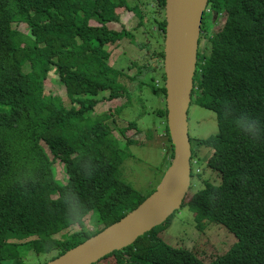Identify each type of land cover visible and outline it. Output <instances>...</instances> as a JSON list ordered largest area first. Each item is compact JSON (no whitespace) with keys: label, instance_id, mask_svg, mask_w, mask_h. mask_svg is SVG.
<instances>
[{"label":"trees","instance_id":"16d2710c","mask_svg":"<svg viewBox=\"0 0 264 264\" xmlns=\"http://www.w3.org/2000/svg\"><path fill=\"white\" fill-rule=\"evenodd\" d=\"M165 5L166 0H0V264L12 257L13 264H30V252L56 251L51 261L122 219L155 191L145 196L121 178L125 156L112 133V118L91 112L130 96L122 81L127 75L109 63L107 47L133 42V31L146 17L164 39ZM129 13L139 18L136 27ZM140 48L148 50L147 61L132 78L133 86L147 85L157 99L164 98V107L154 110L163 119L155 133L166 138L172 158L164 47L145 43ZM52 70L66 88L70 108L47 84ZM192 100L216 113L218 132L194 146L191 139L190 191L199 187L183 204L236 236L213 264H264V0H208ZM137 126L131 121L121 132L126 136ZM202 147L212 149L207 165L217 182L202 181L195 168ZM57 160L64 164V183L56 178ZM175 213L102 260L206 264L160 237ZM88 216L92 229L85 224ZM75 225L80 229L62 233Z\"/></svg>","mask_w":264,"mask_h":264},{"label":"rangeland","instance_id":"374dc122","mask_svg":"<svg viewBox=\"0 0 264 264\" xmlns=\"http://www.w3.org/2000/svg\"><path fill=\"white\" fill-rule=\"evenodd\" d=\"M136 1L128 0L131 4ZM116 11L122 12L120 10ZM128 15L136 27L139 23V18L133 13H129ZM156 28V25L152 24V21L146 17L143 20V26H138L137 30L133 31V42L126 39L115 46L107 47L109 63L118 69H122L127 75L122 81L130 88V96L124 94L119 100L107 102L105 105H101L95 112H91L92 117L103 113H108L111 116L112 119L109 123L112 133L118 139L120 149L125 156L120 176L145 196L157 188L173 159L168 150L166 138L155 133L156 127L161 125L163 119L154 110L164 107V98L159 96L157 99V95L147 85L139 86L135 83L136 86H133L134 81L132 80L139 68L147 61L145 53L148 50L141 49L140 45L149 43L151 49H156L158 46H162V44L164 47L163 41L165 42V38L163 39V36L159 35ZM160 38L162 44L159 45ZM23 69L28 72L30 70L29 63L25 64ZM148 78L149 76H147ZM141 79L142 76L139 77V81ZM47 84L58 92L66 108H70L73 105L67 97L64 84L59 80L54 70L49 74ZM102 95L106 94L102 93ZM121 105H124L122 111L117 112L115 108ZM131 121H136L138 128H130L126 132V136H124L121 130L127 127ZM188 123L189 136L192 139L193 146L198 140L206 139L218 132L216 113L211 109L197 105L194 100H191L188 110ZM128 139H133V142L128 144L126 142ZM42 145L45 147L50 158H53L47 146L43 143ZM211 154L212 149L202 147L198 149L199 156L193 160L198 162L195 168L197 167L201 170L200 178L202 181L210 177V180L217 182L214 180L217 175L209 172L207 165V159ZM192 166L194 167V163ZM54 168L56 170V178L63 183L66 182L67 176L64 164L60 160H57L54 162ZM202 181L200 180L201 189L204 187ZM196 188L194 187L191 191L189 190L190 193H188L185 200L186 203L190 201V196ZM194 213L188 206L183 204L175 213L171 225L160 233V237L173 247L187 248L193 251L204 263L213 264L217 257L223 255L236 242L237 238L223 225H219L216 221H212L206 217L202 210L194 211ZM196 216L197 219L195 220ZM85 224L92 229L89 216L85 219ZM79 229L80 227L75 225L62 233L68 235ZM62 233L55 237L62 238ZM9 240L14 241V238L10 237ZM56 254L57 252L54 251L49 255H38L32 251L29 253L26 262L30 264H45ZM14 258L12 257L8 264H13ZM95 264L114 263L113 258H109Z\"/></svg>","mask_w":264,"mask_h":264},{"label":"water","instance_id":"95a60500","mask_svg":"<svg viewBox=\"0 0 264 264\" xmlns=\"http://www.w3.org/2000/svg\"><path fill=\"white\" fill-rule=\"evenodd\" d=\"M208 0H166L163 68L173 159L155 191L133 211L82 244L45 264H95L132 245L179 210L191 187L188 110Z\"/></svg>","mask_w":264,"mask_h":264},{"label":"clouds","instance_id":"9594fccd","mask_svg":"<svg viewBox=\"0 0 264 264\" xmlns=\"http://www.w3.org/2000/svg\"><path fill=\"white\" fill-rule=\"evenodd\" d=\"M194 89V88H193ZM249 130H251V126H249ZM190 141H191V138H190ZM191 146H192V144H191ZM191 167H192V165H191Z\"/></svg>","mask_w":264,"mask_h":264}]
</instances>
